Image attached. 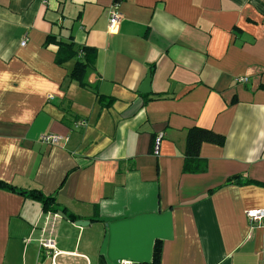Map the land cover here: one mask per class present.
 <instances>
[{
    "label": "crops",
    "instance_id": "crops-1",
    "mask_svg": "<svg viewBox=\"0 0 264 264\" xmlns=\"http://www.w3.org/2000/svg\"><path fill=\"white\" fill-rule=\"evenodd\" d=\"M50 36L95 49L86 85ZM194 126L225 142L185 173ZM0 181L16 187L0 186V264H138L156 239L160 264H264L247 217L264 209V0H0Z\"/></svg>",
    "mask_w": 264,
    "mask_h": 264
},
{
    "label": "trees",
    "instance_id": "trees-1",
    "mask_svg": "<svg viewBox=\"0 0 264 264\" xmlns=\"http://www.w3.org/2000/svg\"><path fill=\"white\" fill-rule=\"evenodd\" d=\"M48 41L55 42L58 46L55 57L57 64L62 65L65 62L73 59V57L76 58L77 56V61L70 72V77L74 80H77L81 85H86L87 73L91 68L94 67L95 64V49L86 46L81 49H76L73 41L68 42L61 39L58 40L55 36H50ZM105 98L108 97L103 95L99 96L100 100ZM109 99L110 103L114 100L112 97ZM204 142L223 145L225 142V137L215 133L210 129L199 126H194L188 129L187 143L184 150L183 170L185 173H201L207 170V161L200 157V147ZM0 186H7L8 188L14 190L16 188L15 186L8 185L2 181H0ZM22 193L28 198L40 201L45 210L66 212V209L57 203L56 197L54 195H46L39 190L22 191ZM68 216L71 220L76 218L73 214H68ZM162 247V240L156 239L153 248L152 260L150 262H140L138 264H160Z\"/></svg>",
    "mask_w": 264,
    "mask_h": 264
},
{
    "label": "built area",
    "instance_id": "built-area-1",
    "mask_svg": "<svg viewBox=\"0 0 264 264\" xmlns=\"http://www.w3.org/2000/svg\"><path fill=\"white\" fill-rule=\"evenodd\" d=\"M121 19V14L119 13V11L116 8V4L115 6L111 9L110 11V17H109V30L111 31L120 21ZM27 42V39H24L22 41V45H25ZM248 77H239L236 79L237 82L239 83H245L247 82ZM83 125L84 123L81 122L78 124V126ZM161 138L162 136H157V138L154 141V150L157 151L159 148V144L161 142ZM65 137L61 136V135H57V134H44L41 137V140L43 142L49 143V144H58L59 142H61L62 140H64ZM247 217L250 219V221L254 222V221H261L264 218V209H255V210H249L247 212ZM41 245L42 247L47 251L48 254H51L53 256H55L58 251L55 248V243L53 239L44 237L43 239H41ZM52 250L54 252H52ZM119 264H131L129 261H120Z\"/></svg>",
    "mask_w": 264,
    "mask_h": 264
},
{
    "label": "water",
    "instance_id": "water-1",
    "mask_svg": "<svg viewBox=\"0 0 264 264\" xmlns=\"http://www.w3.org/2000/svg\"><path fill=\"white\" fill-rule=\"evenodd\" d=\"M139 92L141 93H149L151 92V73L150 71L148 72L146 78L143 80L141 86L139 87ZM78 225H85L88 223V221L84 220H78L76 222Z\"/></svg>",
    "mask_w": 264,
    "mask_h": 264
},
{
    "label": "bare ground",
    "instance_id": "bare-ground-1",
    "mask_svg": "<svg viewBox=\"0 0 264 264\" xmlns=\"http://www.w3.org/2000/svg\"><path fill=\"white\" fill-rule=\"evenodd\" d=\"M81 52V51H80ZM77 57V56H76ZM74 58V57H73ZM79 58V57H78ZM81 122L83 121V120H80ZM82 126V125H81ZM163 134V133H162ZM160 136V135H159ZM42 137V136H41ZM162 139V138H161ZM78 221V220H77Z\"/></svg>",
    "mask_w": 264,
    "mask_h": 264
}]
</instances>
